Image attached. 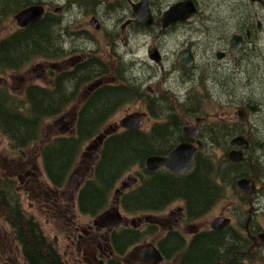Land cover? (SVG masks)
<instances>
[{
	"label": "flooded vegetation",
	"instance_id": "1",
	"mask_svg": "<svg viewBox=\"0 0 264 264\" xmlns=\"http://www.w3.org/2000/svg\"><path fill=\"white\" fill-rule=\"evenodd\" d=\"M128 1L132 5L130 9H128ZM139 1L100 0L101 5L109 7L110 11L101 12L104 14V19H101L102 17L99 16L101 13L93 10L96 15L93 14L95 16L92 15L90 21L88 13H85L83 8L93 5L96 9L100 8L99 0H63L62 8L59 6L61 4H55L57 0L49 1L48 5L54 10L48 12L59 18V29L63 32V37L61 32L57 33L58 46L65 56L60 61L64 60L66 64L56 66L55 63L50 62L45 74L50 84L28 83L23 89L21 88L23 99L14 95V91L17 81L21 80L18 71L24 66L21 67L18 61L11 63L10 68L0 67V101L3 104L5 100L8 104L26 101L28 87L52 88L57 75L62 74L65 96L68 94L73 97L59 113L66 119L65 116L69 115L65 112L68 104L76 101L75 106L79 110L82 103L97 87L103 84L108 86L133 84L141 87L140 101L144 107V111L141 112L145 114L144 122H148L150 125L148 130H150L154 124L164 122V118H159L157 113L161 111L165 103L162 104V101L165 99L159 95L158 80L151 70L142 72L143 78L147 79L142 84L137 85L131 79L128 80V62H124L128 57V47L125 48V52L118 51L121 46L119 42L121 40L122 44L128 45L130 24L143 28V34L148 33L151 37L156 33L155 37L176 38L180 32L189 29L190 37L180 42L173 52L176 55L174 65L180 69L178 76L182 83L175 85L170 93L174 94L172 97L178 103L181 102L177 97L180 94L176 91L186 88L184 95L180 96L183 101L181 104H189L185 109L188 113L191 112L192 123L180 127L181 137L177 139L175 145L185 140L183 128L197 125V133L188 141L194 145L200 142L196 152L200 148H204L206 152H211L210 149L213 147L220 148L221 167L224 170L223 163L226 162L229 172L224 178L219 177L217 182L221 185L229 183L233 189L237 187L241 191L239 199L244 208H228L219 214H212L211 210L226 198L224 189L222 197L207 204L203 209H187L182 199L169 200L150 209H128V192L137 185L138 179L137 176L133 177L132 182L136 180L134 185L128 182L131 176L127 172L116 182L110 191L108 202L102 209L96 212H90L92 209L85 211L80 207V190L86 180L92 176V166L98 159L100 150L97 153L91 150V154H84L82 158L87 157L89 160L86 163L80 162L79 156L80 160L70 171L65 182L59 186L48 179L42 162L39 167L37 163L35 164L36 161L31 163L32 160L29 158L22 160L27 157L25 150L29 146L17 145L0 132L8 140L11 152L20 153L18 159L12 158L4 163L8 170L6 175L0 176L2 180L0 181V217H3L4 221L5 214L8 213L4 210L6 208H2L3 204L18 201L19 205H16L25 215L33 218L43 237L40 239L41 248L35 249L33 246L29 257L32 259V253L35 255L38 253L40 263L45 264H52L54 258L59 264H189L188 259L202 245H206L211 250L204 264H264V243L260 241V235L264 233L260 223V215L264 213V208L260 204V196L264 195V46L260 39L262 31L261 19L258 18L260 15L253 13L247 2L242 1L240 4L247 11L231 16L235 20V28H218L215 25V18L200 15L199 5L193 0L196 12L189 19L162 27V14L168 7L183 0H156L158 7L160 2L165 6L161 9L160 15L156 18L152 16L150 25L138 22L132 11L133 6ZM154 1L150 0L149 5ZM249 3L255 8L261 6L259 12L264 14L261 0H250ZM43 7L46 12L44 5ZM72 7H75V13H70L69 19L62 20L56 14V10L60 8L64 10ZM80 17L86 18L84 22L86 25L81 26L78 22ZM114 17L121 22L119 24H116L117 20L112 22ZM92 21L98 25L97 29L92 26ZM70 24L80 28L73 30ZM10 33L0 35V44ZM235 35L240 36L241 42L236 53L232 54L230 40ZM195 36L197 38H194ZM98 40L100 46L104 48L97 54ZM147 42L149 43L147 57L143 59V63L146 64V68L153 66L162 68V58L165 54L159 47L151 44L150 40ZM91 43L95 47H91ZM152 50L158 55L157 62L149 57V52ZM183 50H189L191 53L193 59L191 67L178 62V56ZM101 56L107 57V60ZM42 59L51 60L50 57ZM86 63L97 65L99 75L92 81L81 85L77 83V87L73 88L75 84L67 80L68 74ZM39 67L38 65V70L42 66ZM40 74L42 71L39 70L38 76ZM120 78H124L126 82L120 81ZM208 101L217 104L220 112L201 114L203 102ZM232 107L235 112L230 114L228 109ZM76 108L69 115L75 117L67 119L68 121L75 122L78 113ZM115 110L113 109L111 114ZM111 114L108 116H112ZM126 114L128 113H124L123 116ZM151 115L158 121L149 123ZM217 116L221 119L219 123L221 125L212 126ZM73 131L71 127L63 135H69ZM236 137L239 138L238 141H234ZM205 140H212L215 145L207 144ZM45 142H42L39 149ZM89 145L90 143L82 147L81 152H85ZM231 153H239V163L230 159ZM72 174L75 175L74 182L70 179ZM242 178L255 186V195L250 196L237 186V181ZM20 191L30 196L38 208L45 209L47 219L54 227L52 235L45 232L33 214L24 212L20 202ZM105 212L117 213L118 222L109 226V219L100 220V215ZM6 226L10 231L0 228V260L4 264H30L23 253V242L17 233L19 229L15 232L10 225L6 224ZM151 247L156 249L160 259H155V262L140 260V257H144L140 251L146 252ZM145 257L149 258L148 255ZM19 258L24 263H21Z\"/></svg>",
	"mask_w": 264,
	"mask_h": 264
},
{
	"label": "trees",
	"instance_id": "2",
	"mask_svg": "<svg viewBox=\"0 0 264 264\" xmlns=\"http://www.w3.org/2000/svg\"><path fill=\"white\" fill-rule=\"evenodd\" d=\"M40 2L0 0V27L22 8L35 3L41 4ZM59 25V18L47 12L41 21L24 28H16L0 44V67L10 68L11 63L18 61L22 67L29 59L60 57L62 52L58 46L57 35ZM96 67L97 65L89 63L77 67L68 74L67 80L75 84L73 88L77 87V83L81 85L92 81L99 75ZM119 80L126 82L123 78ZM65 95L63 75L60 74L55 78L52 88L28 87L26 101L15 104H8L6 100L3 104L0 101V132L17 145L30 146L34 140L38 141L43 120L61 113L73 98L72 95ZM140 99L139 87L133 84H103L92 91L78 110L73 133L52 136L42 145L39 155L48 179L56 185H62L79 160L83 145L103 128H107L108 125H104L113 109L125 102ZM165 111L163 114L166 121L154 124L150 130L119 129L104 138L99 157L92 166L93 174L80 190L81 209H92L90 212L102 209L116 182L134 167L137 168L135 176L138 182L128 192V209H150L169 200L182 199L185 208L196 210L203 209L222 197L226 184H219L217 179L227 175L228 165L224 162L223 170L216 161L201 152L196 153L194 169L188 176H180L166 169L153 172L146 169L145 158L149 155H166L181 137L180 118L173 113L166 116ZM230 172L233 173L234 170ZM11 202L2 205L8 211L4 222L15 232L19 229L17 233L23 242V253L29 259L28 262L45 264L40 263L38 253H32V259L29 257L33 246L38 249L42 245L40 239L43 237L37 223L16 205H19L18 201ZM210 252L206 245L199 246L188 259V263L204 264ZM53 260L52 264H59L55 258Z\"/></svg>",
	"mask_w": 264,
	"mask_h": 264
},
{
	"label": "rangeland",
	"instance_id": "3",
	"mask_svg": "<svg viewBox=\"0 0 264 264\" xmlns=\"http://www.w3.org/2000/svg\"><path fill=\"white\" fill-rule=\"evenodd\" d=\"M49 1H54V0H41V2H43L42 4L45 6L47 11L53 12L54 8L50 7V5H48ZM136 1V0H133ZM198 5H199V11H201L200 15L201 16H210L212 18L216 19V26L218 28H224V27H228V29H233L235 28V20L231 17V16H236L238 12H243V11H247L245 9L244 6H242L240 4V2L245 1L247 2L248 6L253 10V13H257L258 16L260 15L261 19V24H262V31H261V44L264 46V14H261L259 12V10H261V6H258L257 8H255V6L253 4H250V0H196ZM63 0H57V2L55 4H61L59 5L61 8L64 5V2L62 4ZM100 2V0H99ZM157 1L155 0L151 5H149V9H150V13L151 16H153V18H156L158 15H160L161 9H163V7L165 5H163V2H160V7L157 6ZM132 7V5L129 3L128 1V9H130ZM58 9L56 10V14H58L62 20L64 19H69L71 17V14L75 13V7L72 8H65L64 10L62 9ZM85 9V13H88V17H89V21L91 19V16L95 13H93V10H97L100 13H107L108 11H110L109 7H104L103 5H101L100 2V8H95V5L93 6H89V7H85L83 8V10ZM118 12L120 13V10H118ZM235 12V14H234ZM71 13V14H70ZM101 13L99 16L102 17L101 19H104V14ZM96 15V14H95ZM93 15V16H95ZM128 17H129V11H128ZM86 18L80 17L78 22L81 23L82 25H86L85 22ZM117 20L116 24H119L121 21L114 17L112 18V22ZM141 23V22H140ZM112 25V24H111ZM223 26V27H222ZM60 27V26H59ZM145 27V26H144ZM17 28V25L13 19V17L8 18L6 21H4V25L0 27V35H5L7 33H10L12 31H14ZM70 28L71 29H78L80 28L79 26L75 25V24H70ZM90 29H92L90 27ZM55 32V29H53ZM143 28L141 29V27H138L136 25H132L130 24L128 26V45L126 46L127 43L122 44L121 40H120V48H118V51H124L125 52V48L128 47V57L125 59V63L128 62V80H132L134 81L135 84L139 85L142 84L144 82L147 81L146 78H143L142 76V72L144 71H148L151 70L152 72L155 73V79L158 80V86L160 87L158 92L159 95L163 96V98L165 99L164 101H162V108L161 111L158 112V116L159 118H164V121L166 120L165 115L163 114V112L165 111V109H168L165 111V114H169V113H175L180 119V127H182L184 124H187L189 122H191V112L188 113V111H186L185 108H188L189 104H181L183 101L181 100V95H184V92L186 91V88H182L180 90H177V94L180 95H176L179 100L181 102H178L174 100V98L172 96H174V94L172 95L170 92H172L174 90V86L177 84L182 83V81L180 80V77L178 76V72L180 71V69L178 67H176L174 65V59L176 58V55H174V50L176 49V47H178V44H180V42H182L185 38H188L190 36H188V33H190L189 29H186L182 32H180L176 38L173 37H165L163 38L162 36H158L155 37L154 33L152 35V37L150 36V34L145 33L143 34ZM58 32L62 33V37H63V32L62 29L60 30L58 28ZM194 38H197V36H195ZM150 40L151 44H154L155 46L159 47L162 51L163 54H165V57L162 58V68L158 67H150V68H146V64L143 63V59L145 57H147V47L149 45V43L147 41ZM98 46H99V50L97 51V54L101 52V50L104 48L103 46H100V40H98ZM91 47H95L94 44H90ZM96 54V55H97ZM63 55V53H62ZM61 55V56H62ZM57 57V58H52L51 60H43L42 58H34V59H29L27 60V62L24 64V68L21 69L20 71H18L19 77L21 78V80L17 81V85H16V89H15V93L14 95H16L17 97H21V99H23V88L24 86H26L28 83H34V84H40V85H48L50 84V81L48 80L47 76L45 74H47V70H48V64L50 62L55 63L60 61L61 59H63L65 56L63 55L62 57ZM101 58L107 60V57L105 56H101ZM118 63V60H117ZM42 66L39 70L42 71V74H39V70L37 68V66ZM1 75V73H0ZM124 79V78H123ZM8 80V79H6ZM125 80V79H124ZM152 80V79H151ZM8 82V81H7ZM250 86V85H248ZM248 86H246L248 88ZM22 88V89H21ZM246 88V89H247ZM21 89V90H20ZM141 90V87L139 88ZM20 90V91H19ZM22 95V96H21ZM71 104L67 106L66 108V113H68L69 115H71V113L75 110L76 106V101H71ZM77 109V108H76ZM78 110V109H77ZM135 110H139V111H144V107L143 104L140 100H136V101H128L125 102L123 104H121L118 108H116V110L111 114L112 116H109L108 119L106 120V123L104 126H106L107 124L111 123V124H118L119 119L123 116L124 113H129ZM230 110V114H232L233 112H235V110L233 109V107ZM218 113L220 112L219 106L217 104H213L212 102L208 101V102H203L202 104V110H201V114H205V113ZM65 116L67 120L69 118H73L75 116ZM60 116V114L55 115V116H50V117H46L43 120V125H42V130L41 133L38 136V142L36 140H34L32 145H30L28 147V149L25 150L27 157L23 158L22 160H29L31 159V163L35 164L37 163L39 167H41V158L39 156V151H40V146L42 144V142L44 141H49V139L52 136L57 135V131L54 128L52 122L54 119H57ZM154 117V116H153ZM152 115L150 116V120L151 124H153L155 121H158V119H156L155 117L153 118ZM212 118H214V116H210ZM68 121V120H67ZM192 123V122H191ZM221 123V119L219 116L216 117V119L213 120V125L212 126H218L221 125L219 124ZM218 124V125H217ZM150 127V125L148 124V122H144L142 129L143 130H148ZM180 131V130H179ZM206 139V137H205ZM207 144L212 143V145H215L214 142H212V140H205ZM91 142V141H90ZM89 142V143H90ZM87 143V142H86ZM84 144L83 148L89 144ZM211 152H206V150L204 148H200V150L198 149L197 152H201L204 156H209L213 161L217 162V165L221 166V161H222V151L220 150V148L218 147H213L210 149ZM196 152V153H197ZM84 154H91V150H85V152H81V161H83L84 163H86L88 160V158H82ZM20 157V153L16 154V153H12L11 150L9 149V143L8 140L2 136L0 134V160L3 159H7L6 161H0V176H4L7 174V170L8 168L6 166H4L5 162H8L9 159H18ZM29 158V159H28ZM35 159V160H34ZM37 166V167H38ZM136 167L132 168L128 174H130V178L131 180H128V182L130 183H136V180H134L132 182L133 177L136 174ZM35 171V170H34ZM36 172V171H35ZM135 178V177H134ZM236 187V186H235ZM234 190V191H233ZM225 191H226V198L221 200L212 210L211 213L212 214H219L220 212H222L223 210H228V208H240L243 209V205L240 204V199H239V192H241L237 187L236 188H232L231 185H229V183H226V187H225ZM224 191V192H225ZM21 194V204L23 207L24 212H27L28 214H33L34 218L37 219V221H39V223L43 226L45 232L49 235L53 234V226L52 224H50V222L47 219V215L45 213V209H40L37 207V205L32 201V199L30 198V196H28L25 192L20 191ZM260 204H262V208H264V195L260 196ZM0 211H1V205H0ZM5 222L3 221V217H0V228L3 227L4 230L6 231H10L9 228L6 226V224H4ZM260 223L262 225V227L264 228V213H262L260 215ZM21 263H24L22 261L21 258H19ZM0 264H4L3 261L0 260Z\"/></svg>",
	"mask_w": 264,
	"mask_h": 264
},
{
	"label": "water",
	"instance_id": "4",
	"mask_svg": "<svg viewBox=\"0 0 264 264\" xmlns=\"http://www.w3.org/2000/svg\"><path fill=\"white\" fill-rule=\"evenodd\" d=\"M149 1L150 0H140L137 4H135L132 8L133 13L136 16L138 22H141L146 25H150L152 23V17L149 9ZM262 5L264 7V0L262 1ZM196 12V5L193 0H183L178 3L173 4L168 7L166 11L162 14V27H166L176 21H185L189 19ZM45 9L41 4H32L28 5L13 16L18 27L22 28L27 26L28 24L39 22L44 18ZM92 26L97 29L98 25L95 21H92ZM240 36L235 35L230 40V46L232 54H235L239 45H240ZM157 54V53H156ZM155 54V50L149 52V57L154 59L156 62L159 60L158 55ZM178 62L191 67L193 65V59L189 50H183L178 56ZM66 62L64 60L60 62H56V66H63ZM145 114L142 112L134 111L126 114L122 118L119 119L118 124L109 125L107 128L103 129L101 133L95 136L89 146L86 147L87 150H93L94 152H99L100 146L104 138L113 133L117 128L121 127L123 129L128 130H140L143 125ZM56 131L60 134L66 133L71 129L73 122L64 120V117L60 116L57 119H54L52 122ZM198 126H187L183 128V137L184 141L175 145L165 156H157L151 155L145 160V167L148 171H155L159 168H165L168 171L178 174L180 176H188L194 169L195 165V152L197 147L200 145V142H197V145H194L188 141L192 136L197 133ZM239 138H235L234 141H238ZM233 141V142H234ZM230 159L239 163V153H231ZM75 175L72 174L70 176L71 181L74 182ZM237 186L249 194L250 196L255 195V187L246 179H239L237 181ZM100 220L109 219V226H112L118 222L117 213L105 212L100 215ZM261 243H264V233L260 235ZM144 257H140L139 259L145 262H155V259L159 260L160 256L154 247L149 248L148 251L145 250L140 251ZM145 255L149 256L145 257Z\"/></svg>",
	"mask_w": 264,
	"mask_h": 264
},
{
	"label": "bare ground",
	"instance_id": "5",
	"mask_svg": "<svg viewBox=\"0 0 264 264\" xmlns=\"http://www.w3.org/2000/svg\"><path fill=\"white\" fill-rule=\"evenodd\" d=\"M150 156V155H149ZM146 159V158H145ZM145 162V161H144Z\"/></svg>",
	"mask_w": 264,
	"mask_h": 264
}]
</instances>
